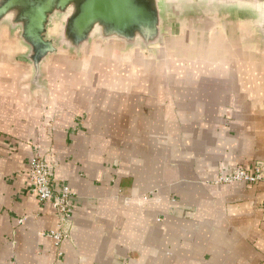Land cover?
Wrapping results in <instances>:
<instances>
[{
    "label": "crops",
    "instance_id": "obj_1",
    "mask_svg": "<svg viewBox=\"0 0 264 264\" xmlns=\"http://www.w3.org/2000/svg\"><path fill=\"white\" fill-rule=\"evenodd\" d=\"M157 6L149 43L96 28L74 46L56 13L38 64L0 20V264H264V181L217 183L264 164V5ZM34 157L72 194L61 244Z\"/></svg>",
    "mask_w": 264,
    "mask_h": 264
},
{
    "label": "water",
    "instance_id": "obj_2",
    "mask_svg": "<svg viewBox=\"0 0 264 264\" xmlns=\"http://www.w3.org/2000/svg\"><path fill=\"white\" fill-rule=\"evenodd\" d=\"M247 1L264 5V0ZM11 13L23 26V38L32 47L36 64L56 51L47 38L49 20L56 13L66 15L64 37L74 46L86 42L96 28L105 36L139 37L146 43L159 33L157 0H1L0 20Z\"/></svg>",
    "mask_w": 264,
    "mask_h": 264
},
{
    "label": "built area",
    "instance_id": "obj_3",
    "mask_svg": "<svg viewBox=\"0 0 264 264\" xmlns=\"http://www.w3.org/2000/svg\"><path fill=\"white\" fill-rule=\"evenodd\" d=\"M53 167L42 157H34L29 165V179L32 183L31 191L37 196L41 203H50L60 219L58 230L51 232L58 244L70 237L73 224L72 194L67 185H63L60 193H56L53 187ZM264 181V164L259 163L253 170L238 167L227 176L219 178L217 183L229 184L242 182L245 184H256Z\"/></svg>",
    "mask_w": 264,
    "mask_h": 264
},
{
    "label": "rangeland",
    "instance_id": "obj_4",
    "mask_svg": "<svg viewBox=\"0 0 264 264\" xmlns=\"http://www.w3.org/2000/svg\"><path fill=\"white\" fill-rule=\"evenodd\" d=\"M168 18H169V16H168Z\"/></svg>",
    "mask_w": 264,
    "mask_h": 264
}]
</instances>
